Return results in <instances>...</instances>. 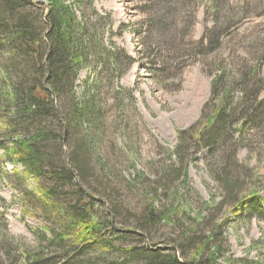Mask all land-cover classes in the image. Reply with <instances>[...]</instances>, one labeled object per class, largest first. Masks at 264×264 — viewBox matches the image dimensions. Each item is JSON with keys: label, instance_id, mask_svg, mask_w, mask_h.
<instances>
[{"label": "rangeland", "instance_id": "374dc122", "mask_svg": "<svg viewBox=\"0 0 264 264\" xmlns=\"http://www.w3.org/2000/svg\"><path fill=\"white\" fill-rule=\"evenodd\" d=\"M72 1L66 0V4ZM167 2L169 12H153L156 19L161 18L157 24L164 23V29L150 34L153 15L148 16L147 0H81L72 6L81 22H89V35L97 30L93 33L97 47L118 50L133 60L129 69L123 66L124 75L118 79L116 74L110 82L101 73L97 80L104 90L99 100L106 126L121 125L125 117L128 121L122 125L124 130L121 126L109 130L99 150L89 153L91 174L87 182L99 190L98 200L104 201L101 191L108 189L112 204L119 211L114 220L118 229L135 227L143 210L153 204L162 213L173 210L161 227L152 232L153 243L166 246L178 242L183 232L188 235L189 231L190 235L204 239L208 233H215L217 244L224 250L219 264L240 260L264 264V119L243 137L240 123L232 127L224 142L215 143L212 154L204 140L199 146L195 142V134L204 130L212 109L215 65L224 67L231 78L244 66L252 70L256 62H261L258 79L264 82V0H224L219 18L212 13L214 0ZM91 5L104 17L95 26L96 14ZM106 18L110 21L105 24ZM215 24L218 29L229 25L232 29L221 38L220 46L210 52L208 41L201 45L200 39ZM5 51L0 59L6 63L9 56ZM16 58L24 65L21 72L28 73L25 59ZM100 76L95 75V79ZM230 78L229 89L233 82ZM76 87V95L80 96L83 86ZM118 87L125 90L118 98L123 101V109L116 105ZM214 100L218 103L219 97ZM14 111L0 107V147H10L13 139L20 141L25 137L19 130L3 134L1 121L12 123ZM182 132L186 135L181 141L177 134ZM176 148L182 161L172 155ZM69 154L67 147L61 156L67 164ZM101 166L105 172L100 170ZM176 170L181 171L178 178ZM217 178L221 183L227 182L231 189L217 184ZM37 187V182L27 178L23 168L0 149V213L7 227V233L0 227V258L4 261L6 249L10 252L16 243L38 251L39 246H46L42 241L50 239V233H64V222L46 220L38 204ZM242 201H251L253 212L236 216L237 204ZM94 214L97 221L105 218V208L96 206ZM91 220L94 222L92 217ZM110 241L114 247L111 254L104 256L98 246L88 259L95 264L121 262L124 250L144 245L137 239L124 242L113 237Z\"/></svg>", "mask_w": 264, "mask_h": 264}, {"label": "trees", "instance_id": "16d2710c", "mask_svg": "<svg viewBox=\"0 0 264 264\" xmlns=\"http://www.w3.org/2000/svg\"><path fill=\"white\" fill-rule=\"evenodd\" d=\"M75 1L79 3L81 0H73L68 5L66 0H47L46 4L40 0H0V58L4 57L5 50L9 56L6 63L0 59V107L3 111L15 110L12 123H6V119L1 121L5 129L3 134L19 130L25 135L23 140L13 139L10 147L0 149L23 168L27 178L37 182L40 196L37 200L46 220L65 223L64 233H50V239L42 241L46 246H39L38 251L22 248L18 243L15 248L12 246L10 252L6 249L7 253L3 254L5 261L0 258V264H18L20 261L23 264H95L88 256L98 246L104 256L111 254L114 247L110 239L113 237L124 242L137 239L144 245L124 250L125 258L121 262L103 264H219L218 261L224 259V250L220 243L217 244L215 233H208L204 239L201 236L196 238L194 233L190 235L191 231L188 235L183 232L178 242L157 245L150 236L173 210L162 213L151 204L143 210L135 227L118 229L114 220L119 217V211L112 204L108 189L103 186L100 198L104 201L98 200L99 190L87 182L91 174L87 162L89 153L99 150L109 130L118 126L124 130L122 125L128 121V117L121 116V125L106 126L104 109L99 100L104 90L97 80L101 78V73L110 82L116 74L118 79L124 75L123 66L127 65L125 68L129 69L133 60L118 50L111 51L93 43V33L97 30L91 35L86 32L89 22L82 18L81 22L72 11ZM147 1L150 5L146 7L148 16L159 9L170 11L167 0ZM222 1L214 0L212 13L218 18ZM91 6L96 14L95 26L104 17ZM153 16L149 21L153 24L148 29L149 34L154 30L161 33L164 23L157 24L161 18ZM109 21L106 18L104 22ZM231 29L230 25L218 29L215 24L202 36L200 44L208 41L209 51L213 52ZM19 56L25 59L28 73L21 72L24 65H20L16 58ZM215 68L217 74L211 83L213 104L206 130L204 128L195 134L196 145L204 140V146L211 154L215 143L224 142L232 133V127L238 123L243 137L249 128L264 119V82L258 79L262 63L256 62L252 70L244 66L231 78L221 65H215ZM95 75L100 77L95 79ZM228 78L233 81L230 89ZM78 84L83 86L80 96L76 95ZM124 92L118 87L116 100ZM216 96L219 97L218 103L214 100ZM121 102L118 99L116 105L123 109ZM183 135L186 133H178V140L182 141ZM67 147L70 150L68 164L61 159ZM172 155L182 161L178 148ZM100 170L106 171L102 166ZM174 173L178 178L181 171ZM216 183L231 189L227 182L221 183L218 178ZM99 205L105 208L106 217L97 221L94 208ZM237 206L236 216L253 212L251 201H242ZM0 224L3 232L7 233L2 213ZM191 251L194 255L190 256ZM234 264L255 263L240 260Z\"/></svg>", "mask_w": 264, "mask_h": 264}]
</instances>
